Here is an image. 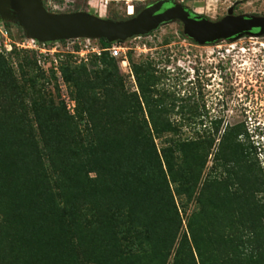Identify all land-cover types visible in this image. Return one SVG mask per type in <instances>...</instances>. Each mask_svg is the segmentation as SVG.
<instances>
[{
    "label": "trees",
    "instance_id": "16d2710c",
    "mask_svg": "<svg viewBox=\"0 0 264 264\" xmlns=\"http://www.w3.org/2000/svg\"><path fill=\"white\" fill-rule=\"evenodd\" d=\"M100 61L119 69L108 52ZM85 67L67 63L62 70L71 79ZM50 77L57 84L54 71ZM141 90L149 121H139L141 96L118 89L106 91L101 112L90 103L95 97L80 91L75 115L37 97L29 108L11 92L16 108L0 111V264H264L257 178L246 175L236 189L229 171L231 182L211 180L199 193L212 142L178 140L160 152L155 134L174 126L149 89ZM128 113L137 117L126 119ZM99 116L109 121L99 123ZM243 133L249 144L238 139ZM251 137L241 125L227 133L219 154L225 167L232 161L251 172ZM176 195L187 197L184 207ZM194 199L199 208L183 231V209Z\"/></svg>",
    "mask_w": 264,
    "mask_h": 264
},
{
    "label": "rangeland",
    "instance_id": "374dc122",
    "mask_svg": "<svg viewBox=\"0 0 264 264\" xmlns=\"http://www.w3.org/2000/svg\"><path fill=\"white\" fill-rule=\"evenodd\" d=\"M43 1L46 9L52 13L87 11L103 18L126 20L129 18V6L134 5L135 9L138 10L137 12L140 13L145 5L154 4L158 0ZM178 1L187 5L194 13L206 16L213 21H219L229 15L230 9H233L234 15L264 16V0ZM160 27L161 29L158 31L154 30L149 34L127 39V44L133 46L134 49L130 52L128 66L123 65L119 57H114L117 61L118 71H114L111 66L105 65L100 60L93 59L91 62L86 63L85 68L75 69L72 74L73 77L70 79L63 74L62 65L70 63L73 66H79L85 63H80L73 54H69L73 57L65 54L56 74L57 84H54L50 79L51 73H48L39 65L35 54L18 49L17 43H21L28 37L24 28L16 20L1 19L0 58H4L5 64L4 69L0 67V111L6 110V108L8 110L10 107L16 108L12 105L14 97L10 94L13 91H18V102L23 100L29 108L33 107V99L37 97V99L46 102L63 103L70 114L75 115L79 103L77 95L80 91H86V95L95 97L90 100V103L92 101L93 106L101 112L104 111L103 106L106 107L108 102L106 91L116 92L113 90L118 89L128 93L131 97L135 94L141 96L139 100L144 107L145 115L141 114L139 121L144 119L149 121L148 105L141 90V86H145L154 99L153 106L163 109V112H161L162 119L170 120L174 126V131L166 132L162 136L155 134V142L160 152L164 147L172 146L178 140L203 139L212 142V144L209 143L207 148L209 151L208 162L201 177L199 193L205 185L207 187L211 180L218 179L219 181L231 182L229 171L232 172V180L236 183L234 185L236 189L240 187V181H247L248 178L245 177L247 175V177L257 178L255 182L260 184V191L255 196V200L261 203V209H264V35L249 34L242 36L232 41V43H235L234 46H231V43L227 41H218L211 45L197 47L190 46V41L184 40L188 36L182 34L183 26L180 20L165 22ZM167 39L172 42L175 40L183 42L184 40L186 43L185 47H181L177 43H175L176 46H173L175 53H177L175 60L174 58L170 59L167 52H162L166 48L161 47L163 45L161 41ZM216 45H221V47ZM67 46H69V41L66 44V50L68 49ZM155 47H159V52L154 50ZM188 49L192 50L188 51ZM221 49L225 51L226 57L233 55L237 60L234 67L235 72H237L235 78L239 83L236 91L230 88L231 86H226V89H228L225 90L227 91L226 98H229V106L225 108L221 106L222 96L218 94L223 89L220 86V80H222L220 71L210 69L213 74L208 77L204 68L201 66L196 68L198 65H195L196 61H198L197 63H208L209 59H211L209 61H212L214 57L220 58L218 50ZM228 49L231 51H228ZM187 54H189L188 57ZM70 58L71 60H69ZM177 59H180L179 64L175 62ZM159 62H163L162 67L169 64L170 68L176 69V71L173 73L167 70L162 74L154 72L153 68H157L156 64ZM181 64L192 69L193 73L197 70L194 76L196 81H193L192 86L190 82L186 83L192 78V75L179 73V69L182 67ZM138 67L139 70H137ZM118 76L121 78L120 83L117 82ZM212 77H215V80L207 83ZM27 93H30V95L26 97L25 94ZM246 97H249L248 106L241 102V99ZM250 99L251 103H249ZM204 101H207V109L204 108ZM129 104H133L132 98ZM130 111H133V109L131 108ZM29 116L34 123L37 137H40V129L31 110ZM131 116L132 114L128 113L125 118ZM132 117L137 116L133 115ZM97 119L102 124L109 121L106 116H99ZM239 125H241L243 131L246 130L252 135L251 140L257 145V152H252L249 157L250 160L248 159L250 164H256V166H252L253 170L251 169V172L246 164L239 167L232 161L226 164L227 168L224 164L225 160H221V157H219L226 145L227 133ZM238 139L245 144L250 142L245 133L240 135ZM245 178L246 180H244ZM175 186L173 184V189ZM176 200L181 207H184L182 204L187 201V197L176 195ZM198 208L195 199L187 205L186 210L182 208V214H184L183 231L187 230L189 217ZM172 260L173 257H171Z\"/></svg>",
    "mask_w": 264,
    "mask_h": 264
},
{
    "label": "water",
    "instance_id": "95a60500",
    "mask_svg": "<svg viewBox=\"0 0 264 264\" xmlns=\"http://www.w3.org/2000/svg\"><path fill=\"white\" fill-rule=\"evenodd\" d=\"M16 20L27 35L42 42L71 38L125 41L157 30L161 24L180 20L185 34L201 44L222 39L236 40L245 35H264V16L229 15L219 21L194 13L187 5L174 1L156 2L126 20L103 18L87 11L52 13L43 0H0V20Z\"/></svg>",
    "mask_w": 264,
    "mask_h": 264
},
{
    "label": "built area",
    "instance_id": "2783aa9c",
    "mask_svg": "<svg viewBox=\"0 0 264 264\" xmlns=\"http://www.w3.org/2000/svg\"><path fill=\"white\" fill-rule=\"evenodd\" d=\"M135 13V6H129L128 15L132 16ZM6 36V35H5ZM69 41L68 49L66 50V44ZM128 40L113 42L111 47H103L99 39L92 38H71L65 40L42 42L35 38L26 37L21 43H17L19 50L29 51L35 54L38 59V63L48 73L52 71L57 74L59 65L64 59L65 54H73L75 59L78 58L80 63H88L93 59L100 60L106 52H110V55L115 58H120L123 65L128 66L130 62V52L134 49L133 46L127 44ZM222 41V40H221ZM220 41V42H221ZM231 46L235 43L230 42ZM221 47V45H216ZM264 46V44H263ZM13 47L10 49L12 51ZM228 51H231L228 49ZM223 49L218 50V54L221 58L226 57ZM57 76V75H56Z\"/></svg>",
    "mask_w": 264,
    "mask_h": 264
},
{
    "label": "flooded vegetation",
    "instance_id": "af4514ba",
    "mask_svg": "<svg viewBox=\"0 0 264 264\" xmlns=\"http://www.w3.org/2000/svg\"><path fill=\"white\" fill-rule=\"evenodd\" d=\"M159 1H162V0H158L157 2H159ZM166 1H170V2H176V1H178V0H166ZM153 3H150V4H147V5H145L144 6V8L143 9H145V8H147L148 6H150V5H152ZM142 9V10H143ZM141 10V11H142ZM139 13V12H138ZM138 13H136V9H135V15L136 14H138ZM180 23H181V25L183 26V32H182V34L185 36L186 34H185V32H184V24H183V22L182 21H180ZM161 29V27H159L156 31H158V30H160ZM155 31V32H156ZM187 36V35H186ZM189 40L190 42H189V45L190 46H197V47H200V46H202V47H204V46H207V45H211V44H214V43H216V42H214V43H208V44H201V43H199V42H197L195 39H193V38H190V37H185L184 38V40ZM184 40H183V42H181V41H177V40H175L174 42H172V41H170V39H167V40H162L161 41V43L163 44L161 47H163L164 49L166 48V50L164 51V50H162V52H167L168 54H169V58L171 59V58H174V60H175V58H176V56H177V53H175V50L173 49V46H176V44L175 43H177V44H180V46L181 47H185V45H186V43L184 42ZM219 41H221V40H219ZM222 41H227L228 43H230V42H232V41H235V40H230V39H222ZM218 42V41H217ZM154 50H159V47H155L154 48ZM190 50H192V49H188V51H190ZM159 52V51H158ZM183 52H185L186 53V51L185 50H183ZM173 53H174V55H173ZM167 55V54H166ZM189 56V54H187V57ZM213 60L212 61H209V60H211V59H209L207 62L208 63H204V62H199V63H197L198 61H196V63H195V65L197 64L198 65V67H202V68H204L205 69V71H206V73H207V76L209 77V76H211L213 73V71H211L210 69H216L218 72L220 71V73L222 74V80H220V86H222V91H220L218 94L220 95V96H222V105L221 106H223L224 108L226 107V106H229V98H226V95H227V91H225V90H228V89H226V86H231L230 88H232V89H234L235 91H236V89H237V85L239 84V83H237V79L235 78V75L237 74V72H235V63L237 62V60L234 58V56L233 55H229L228 57H225V58H217V57H214V58H212ZM180 60V59H179ZM179 60L177 59V61H175V62H178V64L180 63L179 62ZM163 63V62H162ZM162 63H158V64H156L157 66V68H153V70H154V72H156V73H163V72H165V71H167L168 70V72H175L176 71V69H171L170 67V65L169 64H167V65H165L164 67H162L161 66V64ZM154 66V65H153ZM181 67V66H180ZM166 68V69H165ZM171 69V70H170ZM179 69V68H178ZM170 70V71H169ZM179 73L180 74H186V72H183L181 69H179ZM235 79V80H234ZM213 80H215V77L213 78H210L209 80H208V82L207 83H209V82H213ZM221 81H222V83H221ZM245 85H247V84H245ZM224 91V92H223ZM225 95V96H224ZM219 101H220V99H219ZM231 101V100H230ZM249 101V97H246L245 99H241V102H244V104L245 105H247V102ZM249 103H251V99H250V102ZM250 105V104H249ZM248 106V105H247ZM222 107V108H223ZM204 108H208L207 107V101H204Z\"/></svg>",
    "mask_w": 264,
    "mask_h": 264
},
{
    "label": "clouds",
    "instance_id": "9594fccd",
    "mask_svg": "<svg viewBox=\"0 0 264 264\" xmlns=\"http://www.w3.org/2000/svg\"><path fill=\"white\" fill-rule=\"evenodd\" d=\"M179 2V1H178ZM128 16H130V15H128ZM133 16H135V13H134V15H132L131 17H133ZM181 70L183 71V72H186V74L185 75H189V76H191L192 75V78L191 79H189L186 83H189L190 82V84H191V86H192V84H194V82L193 81H196V79H195V75H196V73H197V70L196 71H194V73L192 72V69H190L189 67H187V66H185V65H182L181 64ZM196 68H198V66H196ZM194 69V68H193ZM224 92V91H223Z\"/></svg>",
    "mask_w": 264,
    "mask_h": 264
}]
</instances>
